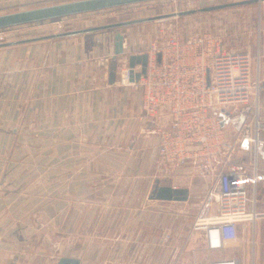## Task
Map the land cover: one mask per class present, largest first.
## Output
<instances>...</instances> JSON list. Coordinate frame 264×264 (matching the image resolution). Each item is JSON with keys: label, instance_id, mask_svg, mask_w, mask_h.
Returning a JSON list of instances; mask_svg holds the SVG:
<instances>
[{"label": "crops", "instance_id": "crops-1", "mask_svg": "<svg viewBox=\"0 0 264 264\" xmlns=\"http://www.w3.org/2000/svg\"><path fill=\"white\" fill-rule=\"evenodd\" d=\"M126 30H121L124 50L132 42ZM113 35L100 30L0 48V264H55L61 255L77 257L81 264L189 263L193 249L202 262L236 254L241 264H264V169L248 184L254 207L263 214L253 225L239 226L238 237L222 250H206L201 231L184 222L191 203L204 206L209 178L190 176L186 168L173 173L161 159L157 136L144 124L139 87L110 81ZM263 46L264 36L255 55ZM259 100L264 117V92ZM30 152L52 154L54 171L63 172L56 183L69 190L68 253L54 256L42 243L34 244L31 235L40 234L42 226L29 228L25 219H39L42 211L23 209L30 198L12 190L17 182L10 173L15 164L28 166L21 161ZM15 155L21 156L18 162ZM156 181L187 187V199L151 198ZM63 202L57 193V225ZM211 206L208 214L215 210ZM165 226L182 243L172 240L159 251L157 228Z\"/></svg>", "mask_w": 264, "mask_h": 264}, {"label": "built area", "instance_id": "built-area-1", "mask_svg": "<svg viewBox=\"0 0 264 264\" xmlns=\"http://www.w3.org/2000/svg\"><path fill=\"white\" fill-rule=\"evenodd\" d=\"M142 52L147 54L144 73L129 81L126 66L121 84L139 87L145 127L157 136L158 153L171 171L186 168L190 176L209 178L206 199L214 201L215 211L197 216L192 228L201 231L206 250H222L238 237L239 226L253 225L263 214L255 209L248 184L264 169L259 100L264 92V46L256 54L255 70L249 51L228 49L207 32L184 38L174 33L137 53ZM232 114L238 116L236 129L227 119ZM248 240L253 246L254 236ZM192 256L189 263L174 264H241L236 254L202 262L193 249Z\"/></svg>", "mask_w": 264, "mask_h": 264}, {"label": "rangeland", "instance_id": "rangeland-1", "mask_svg": "<svg viewBox=\"0 0 264 264\" xmlns=\"http://www.w3.org/2000/svg\"><path fill=\"white\" fill-rule=\"evenodd\" d=\"M64 1L70 0H0V14ZM232 1L237 0H146L2 26L0 27V43H12L2 45L0 48L12 49L18 48L23 44L45 43L57 37L38 38L23 42H17V40L63 30L97 26L108 22L176 12L184 9H195L194 12L187 14L170 15L120 27L119 30L127 29L126 32L133 43L131 42V45L127 46L122 54L118 55L122 58V61H117L116 78L114 80L121 83V69L128 66L129 54L147 49L151 42H156L159 45L166 37L174 33L179 36H186L195 32H207L215 35L217 38H221V42L226 48L232 50H247L253 54L255 70V47L258 39L263 40L264 36V0L239 3L210 10H200L203 6ZM117 29L104 28L83 32L81 34L94 33L100 30L115 32ZM227 119H230L235 124V129L238 127L237 115L232 114ZM20 157V155H15V162H18ZM53 161L52 154L42 156L30 152L21 161L26 162L28 166L21 167L18 166L19 163L17 165L15 164L14 171L10 173L11 175L9 177L17 182V185L12 188L15 193L14 195H23L31 200L29 204H21L23 209L27 207L30 211H36L38 209L42 211L38 214L39 219L33 220L32 217L31 219H25L29 228H36L39 225L42 226L41 231H38L40 234L35 230L31 235V239H33L36 245L38 242L42 243L47 254L56 256L58 253L69 252V190L68 188H60L57 186V179L63 178V172L54 171ZM64 178H68V172L65 173ZM57 193H62L66 201L59 206L61 208V214L63 212V219L60 221L61 224L58 223L59 225H57L59 219L55 221L53 218L54 207L55 205H59L54 204V197ZM204 201H206L204 203L205 207L203 203H200L199 206L195 202L190 204L188 209L190 217L184 222L185 226L190 224L192 228L197 216L208 214L209 211L207 212V208L210 205H212L211 209L214 210L216 208L214 201L208 202L206 198H204ZM177 208L179 209L180 207ZM157 233L159 251L161 249L164 250L166 245L172 243V240L175 242V245L182 243L181 237L179 238V236L176 237V235H173L175 232L173 230L170 231L167 226L158 227Z\"/></svg>", "mask_w": 264, "mask_h": 264}, {"label": "water", "instance_id": "water-1", "mask_svg": "<svg viewBox=\"0 0 264 264\" xmlns=\"http://www.w3.org/2000/svg\"><path fill=\"white\" fill-rule=\"evenodd\" d=\"M146 0H70L64 2L53 3L49 5H43L33 8H28L24 10H18L14 12L0 14V27L13 25L17 23H23L28 21H34L39 19L53 18L58 16L70 15L84 11H91L101 8H107L127 3L141 2ZM258 0H237L232 2H223L208 6H203L200 10H210L225 6H230L239 3L253 2ZM195 9H184L178 10L176 12L169 13H161L152 16H145L139 18H129L114 22H108L105 24L97 25V26H89L83 28L69 29L63 30L59 32H54L51 34H45L41 36H35L31 38H25L21 40H17V42L29 41L38 38H46V37H59V36H67L71 34H77L82 32L94 31L98 29L104 28H118L114 32V53L111 59V66L109 69V78L110 81H114L116 76V65H117V56L124 52L123 42H124V33L119 30L120 27L133 24L140 21H147L155 18L167 17L170 15H181L194 12ZM12 42H1L0 46L7 45ZM157 60H160V52H157ZM147 63V54L145 52L142 53H131L128 55V80L136 81L141 73H144L146 69ZM139 65V68H135ZM227 115L228 112L225 111ZM225 118H222L221 124H223ZM151 198L156 199H179L185 200L188 197V188L187 187H173L170 184H160L158 181L155 182L154 186L150 192ZM55 264H81L80 259L74 256L61 255L57 258Z\"/></svg>", "mask_w": 264, "mask_h": 264}, {"label": "bare ground", "instance_id": "bare-ground-1", "mask_svg": "<svg viewBox=\"0 0 264 264\" xmlns=\"http://www.w3.org/2000/svg\"><path fill=\"white\" fill-rule=\"evenodd\" d=\"M229 254V253H228Z\"/></svg>", "mask_w": 264, "mask_h": 264}]
</instances>
